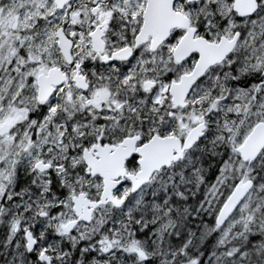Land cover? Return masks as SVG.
Instances as JSON below:
<instances>
[{
    "label": "snow or ice",
    "instance_id": "obj_1",
    "mask_svg": "<svg viewBox=\"0 0 264 264\" xmlns=\"http://www.w3.org/2000/svg\"><path fill=\"white\" fill-rule=\"evenodd\" d=\"M0 264H264V0H0Z\"/></svg>",
    "mask_w": 264,
    "mask_h": 264
}]
</instances>
